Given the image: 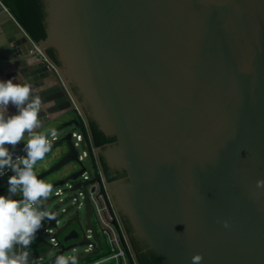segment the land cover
Listing matches in <instances>:
<instances>
[{
  "label": "water",
  "instance_id": "1",
  "mask_svg": "<svg viewBox=\"0 0 264 264\" xmlns=\"http://www.w3.org/2000/svg\"><path fill=\"white\" fill-rule=\"evenodd\" d=\"M43 3L46 37L36 42L0 0V31L12 44L0 49V78L21 67L9 56L26 53L33 64L25 74L54 102L37 131L60 134L93 121L115 138L95 146L108 192L127 233L163 264H191L195 253L201 264H264V187H257L264 180V0ZM79 154L70 130L38 162L55 156L37 176L63 170L52 188H80ZM104 165L125 177L109 181ZM73 221L80 224L79 215L50 223L59 245L41 236L32 247L48 248L32 256L88 243L76 242L75 229L61 239Z\"/></svg>",
  "mask_w": 264,
  "mask_h": 264
},
{
  "label": "clouds",
  "instance_id": "2",
  "mask_svg": "<svg viewBox=\"0 0 264 264\" xmlns=\"http://www.w3.org/2000/svg\"><path fill=\"white\" fill-rule=\"evenodd\" d=\"M5 47L12 50L11 37L0 31V49ZM17 62L21 67L14 76L0 78V180L6 185L0 192V264H34L32 246L45 225L56 220L43 203L52 185L34 171L51 149L49 136L54 130H37L44 127L43 115L54 102L46 100L44 88L25 74V67L33 64L30 56L19 53L7 58L8 64ZM257 187H264V180L257 181ZM223 226L228 228L229 222L223 221ZM202 261L201 253L191 256V264ZM52 264H78V256L59 254Z\"/></svg>",
  "mask_w": 264,
  "mask_h": 264
},
{
  "label": "built area",
  "instance_id": "3",
  "mask_svg": "<svg viewBox=\"0 0 264 264\" xmlns=\"http://www.w3.org/2000/svg\"><path fill=\"white\" fill-rule=\"evenodd\" d=\"M38 56L50 63L41 51H39ZM50 65L56 69V65L53 63H50ZM55 134L56 133L50 135L54 140L56 139ZM73 139L77 147L80 146L81 143H84L87 147V149L83 151V154H80V159L91 158L94 166L93 175L86 171L80 178L82 185L75 190L73 201L78 208H81L85 206V201L88 199L93 215L101 227L109 249L107 254L94 260H88L83 264H139L131 245L129 235L120 221L114 202L108 192L101 164L95 152L96 148L91 137L89 136L88 140L84 133L73 132ZM70 187H72V185ZM61 193V190L56 192L57 195ZM45 231L52 232V230L48 229ZM87 237L94 241L91 229L88 230ZM50 240L54 247L59 245L54 237H51ZM95 247L94 244L90 243L85 249V252L90 254ZM38 264L42 263L39 262Z\"/></svg>",
  "mask_w": 264,
  "mask_h": 264
},
{
  "label": "rangeland",
  "instance_id": "4",
  "mask_svg": "<svg viewBox=\"0 0 264 264\" xmlns=\"http://www.w3.org/2000/svg\"><path fill=\"white\" fill-rule=\"evenodd\" d=\"M71 117L72 118L75 117V114L71 113ZM60 123L62 125V123H64V121H60ZM60 123H58L57 126H59ZM70 130L75 131V132L80 131V129H78L77 126H72V127H68L67 129L63 130L62 132H60L59 135L63 136L64 134H66ZM86 149H87V147L84 145V143H81L80 146H78V150H79L80 154H83V151ZM57 150H56V152H57ZM52 157L53 156H51L50 158H47L45 161L38 163L36 165L35 169H36L37 175L49 168V166L51 165V161L54 160L55 156L53 158ZM83 163L86 166L89 173L91 175H93L94 166L92 163V159L91 158H85ZM61 176H63V170L50 175L44 181L47 183H52L54 181L59 180ZM61 200H65V201L61 202ZM43 203L48 204L47 210L54 212L56 214V220H59L60 224H62V225L64 223H66L71 218V216L75 215L77 212L76 208L74 207V202L72 199V192L71 191H65L61 197H56L55 191L53 190L52 193L50 194L49 199L47 201H44ZM64 209H68L69 212L64 214V211H63ZM86 213H87V210L85 207H83L82 210H80V218H81L82 225H85V226H86ZM92 221H93V225L98 229L101 239L104 241L103 249L100 252L94 253L88 257L89 259H96L99 256H103V255L107 254L109 249H108L107 243L104 240V237H103V234L101 231V227H100L97 219L95 217H92ZM73 229L77 230L80 234V237H79V239L76 240V242L82 241L84 239V229L85 228H83L80 224H78L76 221H74L72 223V225L70 227H68L66 232H69ZM40 244H41V242H40ZM68 244L69 243L66 242V245H68ZM85 248H86V246L84 245L82 247H79L77 252L71 250L69 252H65L64 255H70V254H76V253L84 254ZM44 251H46L45 247H43V248H40L37 246L32 247V254L37 255V254H41ZM56 251H57V249L54 248L53 252L51 254L43 256L42 259L33 257L34 264H38L39 262L42 264H52V261L55 257V254H56ZM82 263H83L82 261L78 260V264H82ZM109 264H111V263H109Z\"/></svg>",
  "mask_w": 264,
  "mask_h": 264
},
{
  "label": "trees",
  "instance_id": "5",
  "mask_svg": "<svg viewBox=\"0 0 264 264\" xmlns=\"http://www.w3.org/2000/svg\"><path fill=\"white\" fill-rule=\"evenodd\" d=\"M2 2L34 41L39 42L46 37L43 0H2ZM48 53L56 60V55L53 50H49ZM76 126L80 129L78 132L84 133L88 140L89 136L91 137V140L96 147L103 146L105 143L113 140L107 138L102 132L98 131L94 123H90V125L86 128L84 121H80V123ZM104 168V173L106 174L107 179L109 181L115 179V177L109 174L106 165H104ZM128 230L130 233V229ZM137 259H139V264H163L159 258L154 255L152 256V260L150 262H147L139 255Z\"/></svg>",
  "mask_w": 264,
  "mask_h": 264
},
{
  "label": "bare ground",
  "instance_id": "6",
  "mask_svg": "<svg viewBox=\"0 0 264 264\" xmlns=\"http://www.w3.org/2000/svg\"><path fill=\"white\" fill-rule=\"evenodd\" d=\"M55 136H56V139L54 140L51 136H49V139H50V142H51V144L53 143V142H55V141H57L59 138H60V135L59 134H55ZM79 159H80V154H79ZM85 159V158H84ZM84 159L83 160H81V161H83L84 162ZM84 167H85V171L80 175V177L78 178V180L76 181V182H80L81 184H82V182L80 181V178L82 177V175L86 172V171H88L87 170V168H86V166L84 165ZM89 172V171H88ZM90 174V173H89ZM76 182H74V183H72V187L75 185V183ZM77 189V188H76ZM76 189H74L73 191H71L72 192V199H73V197H74V192H75V190ZM108 189V188H107ZM54 191H55V196L56 197H61L63 194H64V192L66 191V188L65 187H63V186H61V187H57V188H55V189H53ZM58 190H61L62 191V193L60 194V195H57L56 194V192L58 191ZM65 200H61V202H64ZM74 202V201H73ZM87 205H89V203H88V199L85 201V206H83V207H85L86 208V210H87ZM74 207L76 208V210H77V212H76V214L75 215H72L71 216V218L72 217H74V216H76V215H79V219H80V222H81V218H80V210H82V208L83 207H81V208H78L75 204H74ZM91 207V206H90ZM91 210H92V208H91ZM64 211V214H66V213H68L69 212V210L68 209H64L63 210ZM87 212H88V210H87ZM92 217H95L94 215H93V211H92ZM92 217H91V221H92ZM52 222H54L55 224H56V226H61L62 224H60V221L59 220H55V221H51L50 223H52ZM74 222V221H73ZM72 222V223H73ZM50 223H48V224H46L45 225V229H48V230H52V232H46L45 230H42L41 231V234L43 235V236H48V238H49V241H51L50 239H51V237H53L52 235L56 232V227H54L53 225H50ZM81 225H82V222L80 223ZM85 229H84V237L87 239V241H88V243H86L85 244V246H86V248L88 247V245L90 244V243H92V244H94L96 247H95V249L93 250V252H91L90 254H89V256L90 255H92V254H94V253H98V252H100L102 249H103V247H104V241L101 239V237H100V235H99V231H98V235H99V237H100V239H101V242H102V245H103V247L100 249V250H98L97 251V249H98V247H99V244L98 243H96V241H95V238H94V241H92V240H90V239H88V237H87V235H88V230H92V233H93V237H94V231H93V228H91V227H88V221H87V213H86V226L85 225H82ZM95 227V226H94ZM98 230V229H97ZM102 231V230H101ZM103 234V233H102ZM104 237V236H103ZM104 240H105V238H104ZM106 242V241H105ZM84 246V245H83ZM82 247V246H81ZM85 248V249H86ZM84 254H86V252L84 251ZM136 254V253H135ZM79 255H81V254H79ZM88 256V257H89ZM100 257V256H99ZM99 257H97V258H99ZM136 257H137V255H136ZM96 258V259H97ZM40 259H42V258H40ZM88 260H94V259H89V258H87V259H84V260H81L83 263H85V262H87ZM138 260V259H137ZM82 263V264H83Z\"/></svg>",
  "mask_w": 264,
  "mask_h": 264
},
{
  "label": "flooded vegetation",
  "instance_id": "7",
  "mask_svg": "<svg viewBox=\"0 0 264 264\" xmlns=\"http://www.w3.org/2000/svg\"><path fill=\"white\" fill-rule=\"evenodd\" d=\"M90 123H94V125L97 127V125H96V123L95 122H93V121H91ZM97 129H98V127H97ZM98 131H99V129H98ZM101 132V131H100ZM100 137H101V135H100ZM107 138H109V139H113L112 141H110V142H108V143H111V142H113V141H115V138H113V137H107ZM108 143H105L104 145H103V147L106 145V144H108ZM102 147V146H101ZM107 166V165H106ZM107 169H108V172H109V174L111 175V176H113V177H115V178H119V177H125V175H126V173L123 171V172H121V171H117V170H112V169H110L108 166H107ZM92 223H93V221H92ZM66 231H67V229H66ZM65 231V232H66ZM63 233L64 235H62V237H61V239L68 233V232H66V233ZM41 236H43L41 233H39L38 234V240H37V242L35 243V245H37V246H39V245H41L42 244V241H41ZM130 241H131V245H132V247H133V250H134V252L136 253V255H137V258H138V255L139 256H141V257H143L147 262H150L151 260H152V256L154 255L155 256V254H153V253H151L150 251H145L144 250V245H142V243L141 242H139L137 239H136V237H134V235H133V231H132V229L130 228ZM40 242H41V244H40ZM48 248V246L46 247V249ZM139 260V259H138ZM139 262V261H138Z\"/></svg>",
  "mask_w": 264,
  "mask_h": 264
}]
</instances>
